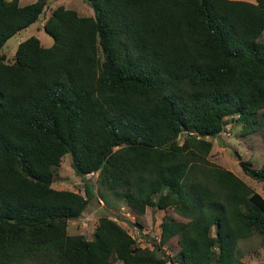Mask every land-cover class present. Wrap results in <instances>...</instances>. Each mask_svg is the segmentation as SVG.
<instances>
[{"label":"trees","instance_id":"1","mask_svg":"<svg viewBox=\"0 0 264 264\" xmlns=\"http://www.w3.org/2000/svg\"><path fill=\"white\" fill-rule=\"evenodd\" d=\"M84 1L91 14L46 15L50 45L29 35L0 53V264H166L105 214L90 239L67 232L91 191L51 186L64 153L131 213L179 215L158 244L176 238L181 264H250L235 244L264 236V198L207 160L208 137L230 119L264 144V0ZM45 2L0 0V47ZM239 163L264 183V165Z\"/></svg>","mask_w":264,"mask_h":264},{"label":"rangeland","instance_id":"2","mask_svg":"<svg viewBox=\"0 0 264 264\" xmlns=\"http://www.w3.org/2000/svg\"><path fill=\"white\" fill-rule=\"evenodd\" d=\"M45 7L37 18L27 26L20 28L9 36L1 45L0 53L4 61H11L18 41L29 35H34L43 46L52 43V36L42 28V22L50 10L57 4L75 9L79 14H91L92 9L84 0H45ZM253 1V0H250ZM28 2L18 0L19 4ZM259 40L264 42V30ZM240 124L227 119L224 130L217 137H208L213 142L207 160L212 164L219 165L224 169L232 171L241 181L245 182L255 192L264 198V183L244 173L239 160L245 161L257 168L264 165V144L260 132H249L241 135ZM181 140V138L179 139ZM240 155L239 158L235 155ZM83 183L88 185L91 196L81 213L67 220L66 230L68 233H81L86 238H92L94 225L99 215H108L117 223L123 225L133 237L135 245L139 247L153 248L164 256L166 264H181L178 254L176 238L169 239L165 244L159 245L160 222L163 217L181 219L179 215L170 208L159 209L155 206L146 207L144 213H131L124 199L114 196L104 186L96 181V172H89L80 177L74 173L70 165V155H61L59 164L54 167L51 186L64 188L83 193ZM214 233V227L212 234ZM235 254L243 261L251 264H264V236L260 233H252L245 238L236 240ZM111 264H119V261L111 255Z\"/></svg>","mask_w":264,"mask_h":264},{"label":"crops","instance_id":"3","mask_svg":"<svg viewBox=\"0 0 264 264\" xmlns=\"http://www.w3.org/2000/svg\"><path fill=\"white\" fill-rule=\"evenodd\" d=\"M28 2L31 1V0H27ZM245 262V261H244ZM247 262V261H246ZM249 263V262H248ZM251 264V263H250Z\"/></svg>","mask_w":264,"mask_h":264}]
</instances>
